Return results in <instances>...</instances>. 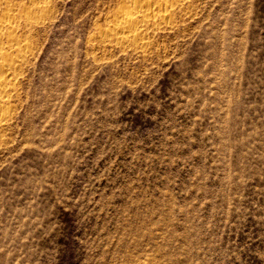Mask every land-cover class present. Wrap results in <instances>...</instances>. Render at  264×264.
I'll return each instance as SVG.
<instances>
[{
	"label": "rangeland",
	"instance_id": "1",
	"mask_svg": "<svg viewBox=\"0 0 264 264\" xmlns=\"http://www.w3.org/2000/svg\"><path fill=\"white\" fill-rule=\"evenodd\" d=\"M120 1L50 0L30 36L0 264H264V0H190L145 48L102 37Z\"/></svg>",
	"mask_w": 264,
	"mask_h": 264
},
{
	"label": "bare ground",
	"instance_id": "2",
	"mask_svg": "<svg viewBox=\"0 0 264 264\" xmlns=\"http://www.w3.org/2000/svg\"><path fill=\"white\" fill-rule=\"evenodd\" d=\"M49 1L0 0V128L7 119L10 98L17 90L18 77L35 49L33 36H30L49 14ZM189 1L121 0L122 8L115 13L110 27L102 29L100 33L117 46L141 45V48H145L150 36L148 31L152 27L171 25L175 10L183 8Z\"/></svg>",
	"mask_w": 264,
	"mask_h": 264
}]
</instances>
